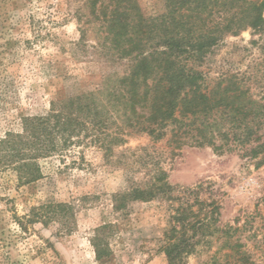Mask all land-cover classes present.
Wrapping results in <instances>:
<instances>
[{
  "label": "rangeland",
  "instance_id": "1",
  "mask_svg": "<svg viewBox=\"0 0 264 264\" xmlns=\"http://www.w3.org/2000/svg\"><path fill=\"white\" fill-rule=\"evenodd\" d=\"M137 2L146 17L164 10L161 0ZM99 29L85 0H0V264H167L160 241L168 202L113 209L115 195L147 185L158 170L175 188L210 186L217 226L238 227L232 241L264 264V159L177 150L146 135L105 151V133L90 127L54 153V102L95 93L123 71L94 53ZM198 70L206 91L231 81L264 107V31L224 37ZM261 123L264 143V115ZM8 135L21 137V156ZM224 243L216 234L186 264H235Z\"/></svg>",
  "mask_w": 264,
  "mask_h": 264
},
{
  "label": "trees",
  "instance_id": "2",
  "mask_svg": "<svg viewBox=\"0 0 264 264\" xmlns=\"http://www.w3.org/2000/svg\"><path fill=\"white\" fill-rule=\"evenodd\" d=\"M161 1L163 12L146 17L137 0H85L92 22L100 28L94 53L123 71L108 75L95 93L54 102V153L64 151L90 127L105 133V151L128 136L146 135L153 142L167 138L177 150L206 146L218 153L237 150L243 158L264 159L258 135L264 107L231 81L206 91L198 70L224 37L248 29L264 31V0ZM20 138H6L15 157L23 149ZM213 195L203 183L172 187L158 170L147 185L115 195L113 209L127 213L133 203L168 202L160 241L167 264H186L198 247L216 240V234L225 238L229 250L223 256L235 264H256L238 239L232 241L238 227L217 226L220 206Z\"/></svg>",
  "mask_w": 264,
  "mask_h": 264
}]
</instances>
